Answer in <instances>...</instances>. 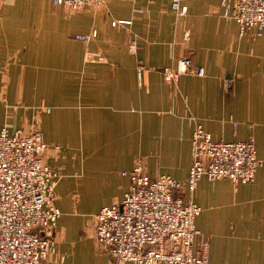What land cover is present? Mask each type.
I'll return each mask as SVG.
<instances>
[{"label": "crops", "instance_id": "1", "mask_svg": "<svg viewBox=\"0 0 264 264\" xmlns=\"http://www.w3.org/2000/svg\"><path fill=\"white\" fill-rule=\"evenodd\" d=\"M185 6L176 16L171 0H106L76 12L0 0V129L41 132L44 162L58 175L60 217L40 233L54 243L48 264H112L94 216L120 203L138 161L200 208L194 246L207 241L211 264H264V32L241 34L220 0ZM186 57L205 75L166 82L162 69ZM195 123L214 141L254 140L252 183L203 178L186 190Z\"/></svg>", "mask_w": 264, "mask_h": 264}, {"label": "built area", "instance_id": "2", "mask_svg": "<svg viewBox=\"0 0 264 264\" xmlns=\"http://www.w3.org/2000/svg\"><path fill=\"white\" fill-rule=\"evenodd\" d=\"M186 0H171L176 16L187 13ZM52 5L76 12L100 7L106 0H51ZM223 16L243 34L264 32V0H220ZM117 24L111 23L114 27ZM95 37L77 36L87 43ZM128 52H135L134 43ZM141 68V66H140ZM183 75L203 77L205 71L190 59L162 69L163 79L176 83ZM140 76V72H138ZM49 112V109H46ZM235 127V124H233ZM191 163L185 187L191 193L201 179L227 180L234 187L253 182L260 167L254 140L214 141L199 123L191 135ZM47 145L35 129H0V264H48L54 252L48 235L60 217L54 206L58 175L44 162ZM58 150V148H55ZM130 185L120 203L100 209L94 216V237L112 264H211L207 241L195 249V228L200 208L183 199L182 186L169 176L151 178L138 161L129 173Z\"/></svg>", "mask_w": 264, "mask_h": 264}, {"label": "water", "instance_id": "3", "mask_svg": "<svg viewBox=\"0 0 264 264\" xmlns=\"http://www.w3.org/2000/svg\"><path fill=\"white\" fill-rule=\"evenodd\" d=\"M187 58V57H186Z\"/></svg>", "mask_w": 264, "mask_h": 264}]
</instances>
